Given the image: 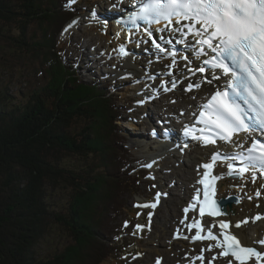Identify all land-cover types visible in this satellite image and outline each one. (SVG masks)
I'll return each mask as SVG.
<instances>
[{
  "label": "trees",
  "instance_id": "16d2710c",
  "mask_svg": "<svg viewBox=\"0 0 264 264\" xmlns=\"http://www.w3.org/2000/svg\"><path fill=\"white\" fill-rule=\"evenodd\" d=\"M65 5L0 0V36L14 27L9 39L36 58L46 79L24 94L0 87V264L112 262L106 220L135 185L137 174L118 164L126 155L111 87L81 82L58 51V31L75 16ZM76 122L83 126L73 132ZM63 156L80 165L60 163ZM54 186L69 191L66 206L52 201ZM55 228L69 244L40 257L37 246Z\"/></svg>",
  "mask_w": 264,
  "mask_h": 264
},
{
  "label": "rangeland",
  "instance_id": "374dc122",
  "mask_svg": "<svg viewBox=\"0 0 264 264\" xmlns=\"http://www.w3.org/2000/svg\"><path fill=\"white\" fill-rule=\"evenodd\" d=\"M61 1L68 5L69 0ZM106 5V0H75V3L67 6L73 15H75L67 23L75 21V25L68 31H65V27L68 25L66 23L56 36V40L59 42L57 43L58 51L62 54L63 61L75 71L81 82L85 84H97L100 87H113L114 101L116 102L119 114L123 119H126L117 125L121 139L119 141L122 147L121 153L126 155L123 161L118 162L121 168L120 171H122L121 173L138 172V179L135 181L134 187L125 195L122 209H117L115 213L113 209L109 210L110 215L106 220V225L110 234L105 238L108 242H105L111 244L112 254L115 258L112 262L108 261L106 264H155L157 259L162 264H209V262L211 264H227L230 260L226 259V256H218L221 249L215 246L216 241L210 240V242L205 243L206 240L198 242L191 239V236L195 233L187 231V215L184 210L180 211L181 218L179 222H172L170 217V210L174 209L178 204L176 199H191L194 192L193 190H189V188L186 191L184 190L186 189L185 185H191L190 182H182L178 176L175 175L173 177V174L166 173V170L171 167L174 170L177 168L176 170H181L182 173L184 172L189 175L198 168L197 163L192 164L185 150L176 153V156H181V164L166 155H160L158 159H155L158 157L156 153L143 151L140 144L134 145L132 143V140L136 139H133L131 135L136 132H139V134L145 133L142 136L143 139L141 137L140 139L143 142L147 140L146 125L142 126L139 120H142L143 114H146L148 111V113H152V117L158 123L159 109L154 107V104L163 101L165 95H171L168 98V102L179 105L176 115L178 119L175 117L171 118V122H166L170 131H173L177 136L180 128H173L172 121H175L177 126H179V121L188 117L185 114V110L192 108L188 104L179 102L181 98L179 96L186 95L189 96V99H196L195 90L187 94L182 92V87L176 86L172 90L174 91L172 93L176 96L169 91L150 94L147 91V85H151L159 90L163 83L161 77L165 73V70L163 71L155 61H160L165 56L156 51V57L160 58L155 60L151 55L153 50L149 44H132L133 46L125 44L132 51V57L137 62L136 64L149 68L148 70L146 69L145 73L140 72L138 69H127L122 61L114 56L107 55L105 51L106 39L92 33L89 29L93 25L94 18L99 14V10L102 14H107ZM93 12L96 13V16L92 15ZM13 34L14 27H11L10 31L5 33L7 37L0 36V87L8 86L10 92L24 94L29 85L33 87L36 83L40 84L43 81L41 79H46L45 76H42L41 72L43 70H41L40 63L36 58H32L30 55L24 53V49H26L24 46L18 43L14 44L9 39ZM76 39L79 40L76 42V46L78 47L74 44ZM167 85L171 88L169 83ZM114 87L117 88L115 91ZM143 92L144 95L142 94ZM145 93L148 94L147 99ZM207 95L208 93L201 101ZM140 101H143V103H140ZM172 101L175 102L173 103ZM169 112L170 109L166 108V113L169 114ZM147 125L150 126L151 124L147 123ZM82 126L81 122H76L72 126V131L78 132ZM159 129L164 130L163 127H158L156 130ZM148 157L155 159L151 163L153 165L151 168L144 166L149 164L147 162ZM59 162L68 166L75 165L78 167L80 165V161L76 157L71 156L61 157ZM222 187L221 184L220 189ZM50 189L52 201L57 206H66L69 191L56 186L50 187ZM157 193H160L158 202ZM153 202L156 203L155 208L137 207L138 204H151ZM150 213L151 216H149ZM165 218L168 220H164ZM126 221L128 222L127 227L124 226ZM262 223L257 227L264 228V222ZM136 225H141L142 227L137 229ZM208 225H213L211 230L218 227L216 224ZM171 227L176 229V231L169 229ZM177 233H185V237H189L188 239H190V244L177 242L175 240ZM246 233L248 235L249 233L250 235L254 234L250 229H246ZM69 242L70 239L67 234L61 228H55L50 233V236L46 237L45 241H42L37 246L35 251H37L36 253L40 257H48L50 254L53 255L60 252ZM173 243H175L174 246L172 245ZM210 245L212 246V250L206 251ZM205 252L208 253L207 256L204 255ZM201 254L204 258L203 260L198 259ZM214 256H217L215 260L212 259ZM232 262L238 264L235 260H232ZM248 264H256V261L254 259L250 260Z\"/></svg>",
  "mask_w": 264,
  "mask_h": 264
},
{
  "label": "snow or ice",
  "instance_id": "6c2138e0",
  "mask_svg": "<svg viewBox=\"0 0 264 264\" xmlns=\"http://www.w3.org/2000/svg\"><path fill=\"white\" fill-rule=\"evenodd\" d=\"M73 3L75 0H69L66 6ZM113 7L116 8L118 5L113 4ZM92 15L96 16V13L93 12ZM118 23L125 27L131 25L136 30H139L141 23L145 25L144 32L151 40L153 47L159 53L167 52L168 56L172 57V65L177 63V53L168 50L164 44L173 42L189 44L193 46L196 59L207 54L208 58L203 60V64L207 67H198L196 71L211 72V79L205 81L208 84L221 78L215 70H220L224 77H229L225 89L212 92L206 103L199 106V115L196 116L195 123L202 127L185 126L184 134L202 141L204 146L216 145L219 140L243 149L247 153L246 156L241 155L243 166L237 169L233 163H228L229 176L239 175L244 178L246 173L257 171L260 176H264V140L251 139L257 130L264 131V0H140L138 6L127 13L126 19ZM152 25L159 26L155 29L157 33H168V36H160V40L164 43H159L153 38ZM71 26L69 24L65 31H68ZM177 34L180 39L174 41ZM118 51L121 57L128 55L123 44L119 46ZM181 59L187 60L188 57H181ZM169 75L172 73L170 72ZM201 86L200 83L192 82L187 84L185 90L192 91ZM175 88L176 82L173 81L172 89ZM169 90L164 88L166 92ZM241 133H244L251 141L249 147H245V136H241ZM219 158L220 153L213 152L210 162L198 166L206 170L198 181L204 189L203 203L199 206L201 218L205 213L212 217L228 215L227 210L221 209L214 199L215 181L222 177H210V170ZM225 159L229 157L225 156ZM230 159L235 160L236 157ZM144 166L151 168L153 165L149 163ZM251 179L255 183L257 176L253 174ZM159 196L160 193H157V202ZM256 196H261V192L257 191ZM249 199L251 200L252 197ZM193 201L184 209L185 213L190 208L196 209L199 190L193 197ZM137 207L155 208L156 203L138 204ZM261 218L258 214L251 219L255 222ZM247 223L249 220L243 219L237 221L234 226L240 228ZM127 224L126 221L124 226L127 227ZM218 226L221 229L219 236L211 230L213 225L205 226L199 219L194 218L192 223L186 225L190 232L193 228L196 229L195 235L191 236L193 241L204 239L216 241L215 246L221 249L218 256L230 255L238 264H248L254 257L256 264H261L264 253L254 246H246L236 235L227 231L231 226L230 221H220ZM141 227L136 225L137 229ZM205 230L206 235H201ZM188 238L185 237V239ZM257 243L264 246V239ZM211 250L210 245L206 251ZM216 258L217 256H214L212 259ZM198 259L204 258L201 255ZM156 264H160L159 259ZM229 264H232L231 260Z\"/></svg>",
  "mask_w": 264,
  "mask_h": 264
},
{
  "label": "bare ground",
  "instance_id": "6f19581e",
  "mask_svg": "<svg viewBox=\"0 0 264 264\" xmlns=\"http://www.w3.org/2000/svg\"><path fill=\"white\" fill-rule=\"evenodd\" d=\"M111 2H113V4H117L119 8L115 9L113 7H109V10H107V14H102L101 11L99 10V14L97 15V17L99 19H97V17H95L93 20V23H92L93 25L89 29L92 31V33L98 35L101 38L106 39L105 51H106L107 55L109 54L111 56L116 57L120 61H122L127 69H138L140 72L145 73L146 69L148 70L149 68H147L146 66L142 67V66H139L138 64H136L137 62L134 61V59L132 57L133 53L131 50H129L126 46H124L125 50L128 52V55L123 56V57H121V55L118 51L119 46L121 44H124V45L128 44V38H126L125 42L122 41V32L118 31V29H116L114 27L113 23H111L112 21H108L107 24H104V21L106 19H109L111 17L112 18L116 17L117 15H120L122 12L126 11V6H124L123 3H121L120 1L111 0ZM121 9H123V10H121ZM117 12L119 14H117ZM69 24H71L72 26L75 25L72 22H70ZM76 24H77V22H76ZM68 25L65 28H67ZM69 29H71V28H69ZM177 36H178V34H177ZM137 37H138V39H137ZM179 39H180V37H179ZM77 41H79V40L76 39V41L74 42L75 46H76ZM137 42H141L139 36H136L134 38V43L137 44ZM145 43H149V45L152 47V50H153L152 53L150 51L151 55L153 56V58H155V60H158L160 57L159 58L156 57V51L157 50L153 48L151 40L149 42H145ZM161 43H163V42H161ZM182 44H185V43H182ZM78 45H79V43H78ZM185 45H186V52H188V53L192 52L193 53V46H191L189 44H185ZM131 46H133V45L131 44ZM76 47H78V46H76ZM169 49H171V47H169ZM186 52L183 51L180 55L186 54ZM180 55H178V56H180ZM186 57H188V59L185 60V62H177L176 65L171 64L172 58H170V57H167L165 59L164 58L160 59V61H155L158 66L161 65L162 70L166 71L165 75L163 74L161 77V80L163 81V83L161 85H163V86L162 87L160 86V88L158 90L155 87H152L151 85H147V91L150 94H159V92H164V88H168V89H170L169 91H171V94H173L174 91H172V90H174V89L170 88L167 85V83H169V85L172 86V82H173L172 80H175V82L180 81L185 86H187L188 83H192V82L200 83L202 85L200 88L193 89V90H195L194 93H195L196 99H189V96H186V95L179 96V97H181L179 99V102L192 106L193 109L187 108L185 110V114H187L188 117H190L193 110L199 109V104H200L201 99L207 93H209V92L211 93L214 89H216L214 87L213 82L220 83L222 78H220L219 80H213V82L211 84H208L205 81H206V79H211L210 74L206 75L205 77H201L199 75L192 77L191 74L195 70V63L198 61V59H196V57L194 55H188L187 54ZM165 65H168V68H165ZM170 67H174V69H175V72H173L172 75L168 74V69ZM188 69H191V71H188ZM159 82H161V81H159ZM166 85H167V87H166ZM115 89H117V88L114 87V91H115ZM111 90L113 91V87L111 88ZM182 92H184V91H182ZM142 94L144 95V92ZM146 95L147 96H145V97L147 99L148 94H146ZM173 95H175V94H173ZM169 97H171V95H165L164 96L165 99L163 101H160L157 104H154V107L159 109V115H158V119H157L158 123L155 122L154 117H152V113L150 114V113H148V111L146 112V114H143L142 120H139V122L142 126L146 125L145 129H146V133H148V135H147L148 137H146L147 140H145L143 142L140 139V137L142 138V136H144L145 133L139 134V132L138 133L136 132V133H133L131 135L133 139H136V140H132V143L134 145L140 144L143 151H149V152L156 153L158 157L155 159H158L160 157V155L161 156L166 155L169 158L174 159L176 162H179L181 164H182V160H180L181 156H176V153L180 152L182 146L184 145L183 147H185V149L188 151V153H187L188 159L192 162V164L197 163V166H200V164L208 163V161L210 160L209 155H210L211 151L213 150L214 152H216V149L211 148V147L204 148V147L200 146L197 142H195L193 139H191L190 136L188 138H186V136L183 137L181 135V132L184 133L183 128H185V126H187V123L184 122L182 119L178 123V125L180 126V130H179V133L177 134V136L173 131H170V128L166 125V122H171L170 121L171 118L173 119L176 117L178 109H179V105L171 104L170 102H168ZM166 108L170 109L169 114L166 113ZM176 118L178 119V117H176ZM124 120H126V119H124ZM147 123L149 125L150 124L151 125L148 126ZM118 124H120V121L117 123V125ZM158 124H160V125H158ZM173 124H174V121H172V126H173ZM164 126L167 127V129H165V130L170 131V133L168 135H164L161 129L156 130V129H158V127L164 128ZM192 126H194V125L192 124ZM131 128H134V127L131 126ZM134 130H135V128H134ZM152 131H156L155 132L156 135H154V133H152ZM181 137L184 138V142L181 146H178V144H175L174 146L171 144L170 145L168 144L169 147H165V146H167V143L165 141H174V140H178ZM245 142L246 143L249 142L247 137H245L244 143ZM185 145H187V146H185ZM169 148H171L172 150ZM153 160H154V158L148 157L147 162L152 163ZM227 164H228V162L224 163V162L219 161L216 164V166H214L212 169L213 175H216L217 177H222V178L218 179L219 182L217 183V185L215 187V197L217 199H220V198H227L228 196L235 195L238 198H240V203L232 206V211H234V214H232V215L230 214V215L225 216V217L224 216L212 217V216H208L207 213H205L204 225L208 226V224H216L218 226L220 221H230L231 226L227 231L236 235L242 241V243L245 244L246 246H254L258 250H260L262 253H264V246L257 243V241L264 239V228H262V227L258 228L257 227L258 225H260V223L264 222V187H261V185H264V176H260L259 172L257 171L255 173H252V172L246 173L244 178H241V177L240 178H231L228 175ZM176 169L174 170L171 167L170 169L166 170V173L173 174V177L175 175L178 176L182 182L188 181L191 183V185L193 184L192 186L189 185L190 187L185 185L184 187H186V189H184V190L186 191L189 188V190H193L194 194H196V191L199 190V188H200V185L198 183L199 176H197V173H200L201 170L199 168L195 169L194 172H192L191 174L188 175V174H185L184 172L182 173L181 170L178 171ZM253 174H255L257 176V180L255 183H253L252 179H251ZM221 184L223 187L220 189ZM257 191L261 192V196H259V197L256 196ZM249 197H252V199L250 200ZM176 200H177L176 202H178L177 206L174 209L170 210L171 220H172V222H175V223L179 222V219L181 218V212L180 211L184 210L186 207H188V203L190 201L189 199H188L189 200L188 201L186 199L181 200L180 198H177ZM257 205H259V207H257ZM185 214L187 215L186 224H190L191 220L194 217L196 219L199 218L198 215L196 214V212H192L190 210ZM258 214L262 218L260 220L255 221V222H252L251 218L255 217ZM243 219H248L249 223L243 224L240 228H236L234 226L235 223L237 221H241ZM164 220H168V219L165 218ZM163 225H164V223H163ZM217 228H214L212 231L214 234L219 236L221 229L220 228L217 229ZM169 229L176 231V229H174L173 227H171ZM246 229H250L251 232H253L254 234L250 235V233H249V235H248L246 233ZM187 231H188V229H187ZM191 232L196 233V229L193 228L191 230ZM202 233H204L206 235V230ZM189 234H191V233H189ZM220 239L222 241V237H220ZM175 240L177 242H180L183 244H186V243L190 244V239H185V233H182V234L177 233ZM208 242H210V240L206 239L205 243H208ZM172 245L174 246L175 243H173ZM204 255L207 256L208 253L205 252ZM225 258L226 259L228 258L231 261L234 260L233 258L228 257V256H226ZM253 259L255 260L254 257L251 258L250 260H253ZM261 263H264V260H262Z\"/></svg>",
  "mask_w": 264,
  "mask_h": 264
},
{
  "label": "water",
  "instance_id": "95a60500",
  "mask_svg": "<svg viewBox=\"0 0 264 264\" xmlns=\"http://www.w3.org/2000/svg\"><path fill=\"white\" fill-rule=\"evenodd\" d=\"M234 178L235 177H240L239 175H236V176H233ZM216 201H217V203H218V205H219V207L221 208V209H226L227 210V213H228V215H232V214H234V211H232V206L233 205H237V204H239V199L237 198V197H235V196H229L228 198H226L225 200H217V199H215ZM229 210H228V209ZM228 215H221V216H228ZM230 256V255H229Z\"/></svg>",
  "mask_w": 264,
  "mask_h": 264
}]
</instances>
